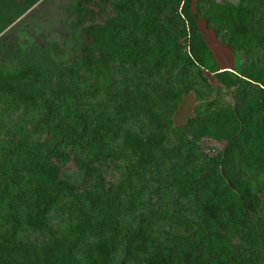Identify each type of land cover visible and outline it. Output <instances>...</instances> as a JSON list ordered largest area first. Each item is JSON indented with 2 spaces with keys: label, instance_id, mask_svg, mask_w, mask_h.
Returning <instances> with one entry per match:
<instances>
[{
  "label": "trees",
  "instance_id": "1",
  "mask_svg": "<svg viewBox=\"0 0 264 264\" xmlns=\"http://www.w3.org/2000/svg\"><path fill=\"white\" fill-rule=\"evenodd\" d=\"M43 1L0 0V35ZM98 2L75 0L70 7L87 39L77 62L92 79L89 90L78 68L77 74L70 68L59 75L61 80L71 87L81 82L83 93L71 97L50 84L41 95L30 93V87L24 94L32 106L46 98L44 116L58 139L21 141L14 151L29 155L33 177L28 182L17 174L14 196L16 187L0 189V264L68 262L66 241L53 237L48 223L57 207L82 212L88 248L79 264H264V202L259 198L264 190V0H197L196 16L241 58L240 77L234 80L218 67L190 12V0ZM99 17L101 23L92 21ZM2 54L4 63L16 60L29 67L27 78L44 61L51 83L58 68L46 48L23 54L8 48ZM162 66L176 73L171 83L155 79L153 71L159 73ZM204 72L232 88L233 103L199 104L196 115L176 129L169 116L157 119L159 129L176 134L177 143L153 135L160 147L170 146L160 151L159 164L131 169L116 196L101 192V175L90 160L111 155L108 141L116 142L133 117L151 113L156 103L172 112L195 87L210 89ZM166 85L170 88L163 89ZM175 86L182 89L177 92ZM191 129L196 130L192 139H184L181 132ZM203 139L224 148L208 156L199 145ZM76 171L87 179L83 186L62 180ZM154 204L159 210L151 215L140 212ZM182 208H193L192 220ZM159 223L170 231L155 233ZM23 226L47 240H21Z\"/></svg>",
  "mask_w": 264,
  "mask_h": 264
},
{
  "label": "rangeland",
  "instance_id": "2",
  "mask_svg": "<svg viewBox=\"0 0 264 264\" xmlns=\"http://www.w3.org/2000/svg\"><path fill=\"white\" fill-rule=\"evenodd\" d=\"M96 1H99V4L102 0ZM226 1L235 3L237 0ZM74 3L75 0H44L38 2L32 9L9 25L0 35V189L6 185L16 187L11 194L13 196L18 193V184L15 182L17 174L25 177L28 182L33 177L31 164L26 160L29 155H16L17 153H14V151L17 145L21 141L32 144L55 142L58 139V137H54L49 133L50 121L44 116L47 107L46 98L42 97L38 100L37 105L32 106V102H29V104L24 102V94L28 93L30 87V93L41 95L50 84L51 86L54 85L52 88L54 91H59V93L63 91L71 97L83 93L81 82L77 83L75 87H71L68 82L61 80L59 76L70 68L77 74V68L80 66L77 61L87 44L82 27L75 20L73 8L70 9ZM196 3L197 0H190V12L194 16L197 14ZM107 11H109L108 6ZM102 20L103 17L94 18V20L92 18L95 23H101ZM195 23L218 67L221 70H226L232 80L239 78L241 70L240 56L232 54L228 47L222 45L215 38L213 31L206 26L204 19L196 16ZM186 42L183 41L182 44H186ZM35 47L46 48L51 51L52 63L58 67L51 73L53 74L51 83L49 82L50 74L44 70V61H41L40 65H36V69L32 68L30 70L31 76L29 78L26 77L25 72L29 71V67L16 63V60L11 63L3 62L2 53L5 49L12 48V52L15 54L17 52L23 54ZM76 62L77 65H75ZM153 72L156 75V80L157 77H162V80L168 83L172 82V77H175L176 74L174 72L169 74L171 72L163 66L159 73H156L157 71ZM78 74L81 79H87L88 84L84 86V89L89 90L92 84L91 77L87 78L85 72L79 71V68ZM203 75L210 85V89L195 87L182 95L181 100L172 112L169 111L168 107L156 103L151 113H143L142 116L137 118L132 116L133 121L125 128L123 133H120L116 142L108 141L109 146L112 148V154L103 159L93 158L90 160L91 167L99 170L101 175V192L116 196L120 187L125 185L124 181L131 169L140 167L143 163V166L146 167L154 166L153 163L159 164L162 158L160 151L168 149L170 146L167 144L166 147H160L155 137L160 140L165 135L168 137L169 143H177L178 137L174 136L176 134L169 129H159L160 123H157V119L161 121L163 116H169L170 127L176 129L184 126L189 119L196 115L195 109L199 107V104L205 105L215 102L225 105L233 103L232 88L226 87L212 74L204 72ZM35 77L40 80L39 83L35 84L32 81ZM167 88H170V85L164 86L163 89ZM175 89L178 92L182 89V86H175ZM102 96V94H99L98 98ZM192 130L194 131V129L183 130L181 132L183 138L192 139ZM199 145L202 153L208 156L214 155V153L220 152L224 148L223 144L209 139H203ZM146 153H149V158L145 157ZM62 180L67 184L83 186L87 179L83 171H76L69 175H63ZM259 198L264 202V190ZM169 201L171 203L170 207H175L174 197H170ZM3 209L1 207L2 213L4 212ZM192 209L185 210V208H182V214L192 220L194 216ZM156 210H159V208L154 204L152 208L146 205L145 208L140 209V212L144 213V216H149ZM81 213L80 211L69 212L66 209L61 210L60 207H57L49 214L48 223L52 229V236L57 239L63 237L70 253V258L65 264H79L80 260L83 261L87 254L88 242L84 238L82 230L85 223L82 220ZM23 227L21 240L37 241L39 243L47 240V235L35 234L25 229V226ZM153 230L155 233H162V235L170 231L169 225L163 226L160 223L156 224ZM237 244L245 246L241 241H238Z\"/></svg>",
  "mask_w": 264,
  "mask_h": 264
}]
</instances>
